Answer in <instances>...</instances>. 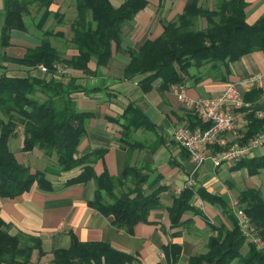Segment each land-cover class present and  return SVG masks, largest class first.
Instances as JSON below:
<instances>
[{
  "label": "trees",
  "instance_id": "1",
  "mask_svg": "<svg viewBox=\"0 0 264 264\" xmlns=\"http://www.w3.org/2000/svg\"><path fill=\"white\" fill-rule=\"evenodd\" d=\"M72 1L75 15L69 25L68 50H63L62 54L51 38L65 36L63 31L43 29L51 16L58 19V25L62 24L60 19L63 15L52 9L55 0H3L0 14V197L19 196L34 183L50 188L47 173L58 175L82 165L80 173L68 179L66 184L94 181L95 190L88 204L98 212L112 216L113 225L131 233L135 224L151 222L149 213L160 206L159 194L164 186L156 184L162 175L148 165H130L128 162L122 173L123 179L106 171L96 174L92 162L101 157L104 150L79 155L78 145L92 113L77 108L72 94L80 91L89 93L97 88L88 90L75 83L72 77L64 82L54 76L66 75L67 69L87 71L93 60L96 69L107 66L113 50L121 44L124 22L133 19L147 0H124L118 6L110 0ZM246 5L247 0H215L210 9L198 5L197 0H187L179 15L172 20L161 21L163 29L160 35L146 39L137 49L128 50L129 61L119 79L142 75L139 85L144 92L152 89L157 79L160 91L177 83L188 80L197 83L204 77L220 76L221 73L220 79L225 80L230 73V63L245 54L264 51V14L249 24L245 19ZM31 7L39 14L35 23L41 33L39 41L26 44L20 55H8L7 49L17 46L12 31L27 33L30 28L25 17H29ZM2 62L21 65L27 75H6ZM41 64L46 66L49 77L29 74L31 69ZM260 94L261 90L255 87L242 93L243 99L251 105L243 109L246 111V125L241 133L245 139L264 127V118H258L255 113L262 108ZM190 115L189 129H205L210 125L195 113ZM109 120L122 127L120 140L130 150L145 146L140 141L129 139L128 134L132 130H154L153 123L133 103H129L119 117H110ZM18 130L23 133L21 150L31 151L37 147L45 156L55 155V163L33 171L18 162L9 144ZM238 167L247 168L250 174L257 173L264 168V153L241 158L233 166ZM126 182L131 185H126ZM118 185L125 189L117 193ZM195 192L209 201H220L202 188L185 186L167 209L170 227L177 229L172 236H178L184 227L182 217L185 213L204 217L202 211L191 203ZM237 201L264 247V199L261 191L243 189L237 195ZM224 212L231 228L212 225L214 232L208 238L206 251L190 256L186 264H264V249L248 241L240 226L227 214V209ZM244 245L247 250L242 252ZM35 249L39 256L43 255L39 239L26 235V242L21 245L19 237L7 233L6 224L0 219V264H29ZM162 251L165 262L159 264H175L180 258L181 247L178 243L169 242L162 246ZM132 260L131 255L103 241H79L73 236L69 247L53 251L48 264H126Z\"/></svg>",
  "mask_w": 264,
  "mask_h": 264
},
{
  "label": "crops",
  "instance_id": "2",
  "mask_svg": "<svg viewBox=\"0 0 264 264\" xmlns=\"http://www.w3.org/2000/svg\"><path fill=\"white\" fill-rule=\"evenodd\" d=\"M65 1L67 0H55L52 9L58 10L59 5ZM110 1L114 6H118L124 0ZM186 2L187 0H147V4L133 19L124 22L121 44L113 50L107 66L96 69L93 60L87 71L67 69L66 75L54 76L64 82L72 77L75 83L88 90L97 88L89 93L80 91L72 94L77 108L92 113L85 125V135L78 145L79 155L104 150L103 155L92 162L96 174L106 171L113 177L123 179L122 173L128 162L130 165H148L162 175L156 184L164 186L159 194L160 206L149 213L151 222L135 224L130 233L113 225L112 216L104 215L91 207L88 201L95 190L94 181L66 184L68 179L80 173L82 165L58 175L47 173L46 179L50 182V188L34 183L28 191L19 196L0 197V219L6 224L7 233L18 236L21 245L25 244L26 235L40 241L43 255L39 256L37 249L33 250L29 264H48L53 251L69 247L73 236L79 241H103L112 248L131 255L133 260L126 264L164 263L162 246L174 242L181 247L180 258L175 264H186L190 256L206 251L208 238L214 232L212 225L231 228L225 209L239 226L242 225L240 207L236 208L232 204L237 200L241 190L259 189L264 199V168L250 174L245 167L233 168L237 161H227L215 166L210 158H206L199 164L173 140V133L177 128L189 127L192 117L190 113H194L178 101L172 86L168 90L160 91L157 79L153 88L144 92L139 85L142 75L119 79L129 61L128 50L137 49L146 39L160 35L163 29L161 21L174 19L183 11ZM197 3L211 9L215 0H197ZM2 9L3 0H0V14ZM263 14L264 0H247L245 7L247 23L253 24ZM58 29L62 31L61 28L54 31ZM16 32L20 35L25 33L14 30L13 39ZM23 40L28 43L27 38ZM7 50L10 55V48ZM2 64L6 75H27V71L21 65L10 62ZM229 69L230 73L225 80L220 79L221 73L220 76H215L216 78L211 75L204 77L197 83L189 80L183 82L187 96L191 98L215 96L221 93L228 82H233L237 83L242 92L254 87L260 89L259 101L262 108L259 110L264 111V51L243 55L230 63ZM202 72H205V69H202ZM29 74L41 78L48 76L38 67L31 69ZM129 103L138 107L154 126V130L139 128L128 134L129 139L145 145L140 149H127L120 140L122 127L109 120L110 117H119ZM249 107L233 110L234 126H238L236 129L234 127L236 131L233 132L241 133L245 129L246 111L243 109ZM223 137L226 142L207 147L205 152H215L225 146L232 138V132L225 133ZM9 144L18 162L29 166L33 171L56 161L55 155L45 156L37 147L31 151L21 150L23 133L20 130L10 139ZM262 148L253 149L248 157L262 155L264 153L261 151ZM189 181L194 189L202 188L205 192L220 198V201H209L195 192L191 203L202 211L204 217L191 212L185 213L182 217L185 220L184 227L178 236H172V232L177 229L170 227L167 209L181 190L188 186ZM125 184L131 185L127 182ZM124 189L123 185H118L115 190L118 193ZM260 248L264 249L262 246ZM246 250L247 247L244 245L241 251Z\"/></svg>",
  "mask_w": 264,
  "mask_h": 264
},
{
  "label": "built area",
  "instance_id": "3",
  "mask_svg": "<svg viewBox=\"0 0 264 264\" xmlns=\"http://www.w3.org/2000/svg\"><path fill=\"white\" fill-rule=\"evenodd\" d=\"M38 68L44 73L48 71L43 64L39 65ZM255 81H258V79H255ZM172 90L185 108L195 113L202 121L210 122V125L205 129L197 127L191 130L186 126H180L173 133V140L183 147L188 156L197 163L201 164L206 158H210L215 166H219L227 161H238L241 158L248 157L253 149L257 147L264 148V127L248 139L244 138L243 133L233 132L235 119L233 110L249 107V102L243 99V92L239 89L237 83L228 82L221 93L209 97L191 98L187 96L183 83L173 85ZM256 115L258 118H264V111L259 110ZM227 132H232V138L225 146L215 152H205L207 147L217 143L222 145L226 142L223 135ZM190 185L191 182L189 181L188 186ZM232 204L234 207L239 208L237 200H234ZM239 209V214L242 215L240 228L246 235L247 240L258 246H263L246 214L241 208Z\"/></svg>",
  "mask_w": 264,
  "mask_h": 264
},
{
  "label": "rangeland",
  "instance_id": "4",
  "mask_svg": "<svg viewBox=\"0 0 264 264\" xmlns=\"http://www.w3.org/2000/svg\"><path fill=\"white\" fill-rule=\"evenodd\" d=\"M58 11L63 15L62 18L60 20H62V24L58 26V19L51 16L45 23L43 29H57V28H61L63 33L65 34V36L63 37H58V39L52 37V43L53 45L59 50L62 54H64L63 50H68L67 49V41L69 40V37L71 36V31H70V23L74 18L75 15V8L73 6V1L72 0H67L64 2V4H60ZM39 17V14H37L34 10V7L30 8V15L29 17H25L28 21H29V30L27 31V33H22V35H20V33L16 32V37L14 39V43L17 44L16 47L14 48H10L9 52L11 54H15V55H20L24 52V46L27 44H35L37 41V39H39L41 33L40 31H38L35 27V23L37 22ZM28 25V24H27ZM60 30V29H58ZM23 38H27L28 43H25V41L23 40ZM235 129L238 128V126H234ZM235 129H233V131H236ZM262 152H264V148L261 149Z\"/></svg>",
  "mask_w": 264,
  "mask_h": 264
}]
</instances>
